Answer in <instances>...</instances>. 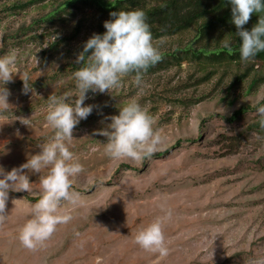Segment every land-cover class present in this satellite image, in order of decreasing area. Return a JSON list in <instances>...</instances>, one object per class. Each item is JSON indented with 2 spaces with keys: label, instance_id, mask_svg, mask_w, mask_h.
Segmentation results:
<instances>
[{
  "label": "rangeland",
  "instance_id": "374dc122",
  "mask_svg": "<svg viewBox=\"0 0 264 264\" xmlns=\"http://www.w3.org/2000/svg\"><path fill=\"white\" fill-rule=\"evenodd\" d=\"M62 1L14 9L11 1L0 0V56L20 49L18 66L33 89L23 92L19 74L5 85L13 114L30 119L27 126L0 115V166L5 171L25 163L53 135L45 119L47 98L74 90L71 65L84 42L112 18L78 4L72 14L37 22ZM196 32L193 27L154 42L162 41L160 53L172 52L191 43ZM231 35L221 30L201 44L214 48ZM254 63V71L235 88L231 83L252 61L190 57L146 72L140 87L128 77L124 88L111 94L89 91L84 103L93 105V112L74 128L69 145L84 167L73 178L79 205L67 207L71 220L58 225L44 245L24 248L17 235L30 216L14 200L38 197L40 175L25 170L34 192L9 194L6 219L0 223V264H94L96 256H103L104 264H157L158 254L133 241L140 228L162 217L169 254L159 264H264V139H257L264 134L245 133L256 111L232 124L225 119L264 98V82L247 93L252 79L264 73V62ZM134 100L157 118L162 143L151 159L112 160L99 144L107 138L97 132L110 122L107 117ZM242 132L243 138L232 141ZM92 145L99 150L92 153Z\"/></svg>",
  "mask_w": 264,
  "mask_h": 264
},
{
  "label": "clouds",
  "instance_id": "9594fccd",
  "mask_svg": "<svg viewBox=\"0 0 264 264\" xmlns=\"http://www.w3.org/2000/svg\"><path fill=\"white\" fill-rule=\"evenodd\" d=\"M228 4L231 7V22L237 29L235 37H239L240 58L243 62H249L264 51V15H259L264 14V0H228ZM253 14L259 19L250 30L246 29L244 26ZM110 16L112 18L103 25L106 31L87 39L83 50L76 57L75 63L81 67L72 75L74 90L47 98L45 119L53 135L40 143V151L29 155L19 167L5 171L0 166V223L6 219L5 209L10 192H34V183L25 170L40 174L38 198L34 202L24 198L14 200L30 216L17 235L26 249L36 250L44 245L58 225L71 220L67 207L79 205L81 194L74 190L73 178L82 173L84 167L69 145L74 139V128L93 112V105L84 103L88 98L87 93L111 94L114 90L123 89L128 77L140 87L143 75L161 59L158 44L162 41L154 42L151 26L143 10L114 11ZM56 38L52 36L53 42ZM233 39L232 35L224 39L223 47L231 48ZM20 59L18 48H10L0 56V115L7 114L10 121L19 119L28 126L29 118L13 114V106L9 103L11 93L5 86L14 82V77L19 74L23 81V92L27 94L33 91L32 85L28 83L29 75L21 74L18 66ZM256 113L264 128V105L258 106ZM107 119L110 122L97 134L107 138L105 143L99 144L103 145L104 154L112 160L151 159L162 143L161 132L155 127L157 118L135 100L124 104L118 109L117 115ZM257 139L264 137L257 135ZM98 150V145L90 147L92 153ZM43 170L47 172L41 176ZM166 215L170 216V213ZM165 218L140 228L133 241L140 248L158 254L157 264L169 254L162 227ZM104 259L103 256H96L94 264H104Z\"/></svg>",
  "mask_w": 264,
  "mask_h": 264
},
{
  "label": "trees",
  "instance_id": "16d2710c",
  "mask_svg": "<svg viewBox=\"0 0 264 264\" xmlns=\"http://www.w3.org/2000/svg\"><path fill=\"white\" fill-rule=\"evenodd\" d=\"M11 1V8L24 9L33 6L44 0H5ZM78 4L89 5L102 15H110L114 11H131L143 10L147 17V22L151 26V32L154 39L162 37H171L179 35L182 32L188 31L193 27L197 28L196 36L191 43L184 47L174 49L172 52H163L161 59L155 65L151 66L147 72L158 70L164 67L165 64L170 62L180 63L183 59L194 58L196 60L209 59L212 62L233 61L238 62L241 60L239 53V37H235L237 31L235 25L231 22V7L228 0H63L58 6L41 17L37 22H51L61 12H69L76 9ZM264 15V14H259ZM259 17L253 14L244 26L246 29H251ZM228 29L234 34V39L231 48H225L223 45L211 48L208 45L201 44V42H209L211 35L215 32ZM80 28H76L78 33ZM106 31L105 28L100 30L99 34ZM55 46V44L53 45ZM252 64L248 69L235 77L231 83L230 88L237 87L239 83L244 80L255 69L254 62H264V51L258 53L256 57L251 60ZM81 65L72 64L71 68L76 71ZM207 78V77H206ZM264 82V73L261 76L254 77L247 89V93H252ZM198 99L195 102H200ZM264 105V98L257 103L253 108L240 107L230 117H225L229 123H235L241 120L246 113L256 111V108ZM255 131L258 134H264V128L261 127V118L255 115V121L246 127L245 133ZM244 132L234 135L232 141H239L243 138ZM225 142H228L226 139ZM162 153V152H161ZM157 155L161 156L162 154ZM126 169H133L123 165ZM38 197H29L28 200L33 202Z\"/></svg>",
  "mask_w": 264,
  "mask_h": 264
}]
</instances>
